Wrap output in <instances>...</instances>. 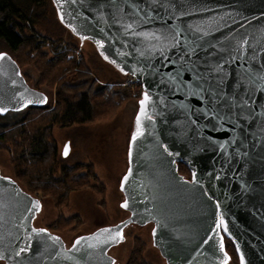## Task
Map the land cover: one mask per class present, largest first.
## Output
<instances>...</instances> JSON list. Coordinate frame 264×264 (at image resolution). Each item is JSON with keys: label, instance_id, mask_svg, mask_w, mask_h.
Here are the masks:
<instances>
[{"label": "water", "instance_id": "95a60500", "mask_svg": "<svg viewBox=\"0 0 264 264\" xmlns=\"http://www.w3.org/2000/svg\"><path fill=\"white\" fill-rule=\"evenodd\" d=\"M54 3L73 34L102 42L142 84L133 136L138 128L141 135L132 136L120 186L129 217L66 249L35 230L38 199L0 173V260L97 264V251L103 264H113L108 250L125 228L152 222L168 264H224L225 253L228 263L225 238L239 264H264V0ZM1 53L0 115L46 105L48 96ZM118 229L123 239L113 240Z\"/></svg>", "mask_w": 264, "mask_h": 264}, {"label": "rangeland", "instance_id": "374dc122", "mask_svg": "<svg viewBox=\"0 0 264 264\" xmlns=\"http://www.w3.org/2000/svg\"><path fill=\"white\" fill-rule=\"evenodd\" d=\"M50 24L54 25V23ZM36 28L43 34L50 31L39 25ZM50 28L55 27L50 26ZM63 30V41L73 44L68 47L66 58L73 57L76 61H82L81 66L76 67L77 71L82 67L91 70L99 84L115 85L120 83L122 86H129L130 94L118 109L105 116L106 118L101 115L91 122L66 125L61 115L59 117L62 120L61 123H55L50 130L49 138L53 143L52 152H55L54 157L56 158L53 161L54 176H62L63 166L90 164L92 169L89 175H91L86 178L88 185L66 189L63 195H59V192L63 190L57 192L58 183L53 185L56 189L52 186V188H46L45 191L40 190L32 178V169L24 170L21 165L23 164V160L20 158L21 148L14 140L0 145V173L12 178L23 190L42 201L43 206L36 218V225L59 233L70 244L81 234L99 231L103 228H113L129 217L128 210L122 207L126 197L120 186L129 165V144L137 128L136 116L141 96L136 95L139 85L132 83L135 78L131 76L129 79L130 75L124 73L110 59L102 42L91 38L82 41L68 28H63ZM48 34L53 33L49 32ZM0 50L8 51L5 46H1ZM32 50L25 47L18 56L22 57L26 52ZM76 50L80 52V58L77 56ZM44 51H49L50 54L42 57L41 53L34 49L30 55L35 59H41V61L51 58L53 51L48 46H45ZM21 71L25 77L27 76L30 86L48 96L46 109L42 111L40 109L38 112L33 111V115L30 116L32 122L36 123L49 113L47 108H58L59 85L63 80L69 82L73 78V74L68 71L61 76L63 78L60 77L52 82L41 80L39 67L30 63L23 64ZM48 78L51 80V77ZM17 114V112H9L4 116L0 115V120H12ZM42 124L44 123L42 122L40 125ZM67 144L70 149L68 155L64 157L63 151ZM52 158L47 161L49 165L52 164ZM46 165L42 163L40 167ZM87 170L83 167L80 172L85 173ZM26 171H28L27 175ZM153 230L152 222L146 225L138 223L128 225L124 230V239L109 251L115 264H168L160 248L154 244ZM0 264H5V262L0 260ZM227 264H233V262L230 260Z\"/></svg>", "mask_w": 264, "mask_h": 264}, {"label": "trees", "instance_id": "16d2710c", "mask_svg": "<svg viewBox=\"0 0 264 264\" xmlns=\"http://www.w3.org/2000/svg\"><path fill=\"white\" fill-rule=\"evenodd\" d=\"M48 22L54 23V25L48 24ZM37 25L46 30L49 29L50 31L47 32L53 34H43L36 28ZM50 26L55 28H50ZM62 27L67 29V26L59 18L54 0H0V47L5 46L8 50H0V53H8L21 68L23 64L28 63L38 66L41 80L54 82L68 71L73 74V78L69 82L63 80L60 83V90L57 93L58 108H47L49 113L41 119L44 124L40 125L41 121L33 123L30 116L33 115V111L38 112L40 109L41 111L46 109V105L29 106L18 111L12 120H0V145L9 140L18 142L16 144L21 148L20 158L23 160L21 165L24 170L32 169V178L40 190L45 191L46 188H52L54 184L58 183L57 192L63 190L59 192V195H63L66 189L88 185L86 178L91 175L89 173L92 165L63 166L62 176H54L53 161L56 158L54 157L55 152H52L53 143L49 138L53 125L61 123L62 120L59 118L61 115L66 125L91 122L101 115L106 118L105 116L115 112L130 94L129 86H122L120 83L115 85L99 84L91 70L82 67L77 71L76 67L79 68L82 61H76L73 57L66 58L67 49L73 44L63 41L64 30ZM45 46L53 51L51 58L41 61V59H35L30 55L34 49L38 50L42 57L50 54L48 53L50 50L44 51ZM25 47L33 50L19 57V53ZM61 64L64 66H59ZM48 77H51V80ZM50 158H52L51 165L47 163ZM42 163L47 165L40 167ZM83 167L88 169L87 172H80ZM179 172L187 178L191 177L190 169L183 163H179ZM25 174L27 175L28 171ZM53 188L56 189L54 186ZM225 250L231 256L230 260L233 264H239L235 246L228 238H225Z\"/></svg>", "mask_w": 264, "mask_h": 264}, {"label": "flooded vegetation", "instance_id": "af4514ba", "mask_svg": "<svg viewBox=\"0 0 264 264\" xmlns=\"http://www.w3.org/2000/svg\"><path fill=\"white\" fill-rule=\"evenodd\" d=\"M22 190H23V188H21ZM23 191H25V190H23ZM26 192V191H25ZM28 193V192H27ZM28 194H30V193H28ZM31 195V194H30ZM32 197H34V198H36V199H38V201H39V204H40V208L38 207V208H36L35 209V216H34V218H33V221H32V224H33V226H34V228H35V230H37V231H40V230H45V231H47L49 234H50V236L51 237H55V238H57V240H59L60 241V243H62L63 244V246L66 248V249H70L72 246H73V244L75 243V241L77 240V239H79L80 237H83V236H89V235H92V234H94V233H96L97 231H94V232H90V233H86V234H81V235H79V236H77L70 244H68L66 241H65V239L59 234V233H56V232H54V231H52V230H50V229H48V228H46V227H40V226H37L36 225V223H35V221H36V218H37V216H38V214L41 212V210H42V206H43V204H42V201L38 198V197H36V196H34V195H31ZM115 246V245H114ZM113 247V246H112ZM111 247V248H112ZM110 248V249H111ZM110 249L108 250V254L111 256V254L109 253V251H110ZM96 253V255H97V257L96 258H98V263L97 264H103V262L101 261V259H100V256H99V253L96 251L95 252ZM112 257V256H111ZM4 262H5V264H6V261L5 260H3Z\"/></svg>", "mask_w": 264, "mask_h": 264}, {"label": "snow or ice", "instance_id": "6c2138e0", "mask_svg": "<svg viewBox=\"0 0 264 264\" xmlns=\"http://www.w3.org/2000/svg\"><path fill=\"white\" fill-rule=\"evenodd\" d=\"M128 27L131 28L132 26L129 25ZM4 55H5V54L0 53V58H3ZM148 99H149L148 95L145 94L144 99L141 100V102H140V103H141V113H142V114H143V111H144V105H145V102H146ZM137 123H138V125H139V117L137 118ZM139 135H141V132L139 131V128H138L137 133L133 136V140H135L136 137L139 136ZM165 150H167V149H165ZM65 155H67V148L65 149ZM127 179H128V178L125 177V181H126ZM36 206L38 207L39 205L37 204ZM122 207L127 208V207H128L127 202H125V204H123ZM41 231H43V230H41ZM104 231H105V232H111L110 229H105ZM81 239H84V238L82 237ZM112 239H113V240H116V239H120V240H122V239H123L122 231H120V230L118 229V230L116 231L115 236H113ZM76 243L79 244V243H80V240H77ZM221 248H223V245H221ZM23 251H25V249H21V252H23ZM18 254H19V253H18ZM227 261H228V257H227V254L225 253L224 264H227ZM113 264H115V262H113Z\"/></svg>", "mask_w": 264, "mask_h": 264}, {"label": "built area", "instance_id": "2783aa9c", "mask_svg": "<svg viewBox=\"0 0 264 264\" xmlns=\"http://www.w3.org/2000/svg\"><path fill=\"white\" fill-rule=\"evenodd\" d=\"M76 54H77V56L79 57L80 56V52L79 51H77L76 50ZM80 58V57H79ZM132 83H134L135 85H136V83L139 85V91H138V93H136V95L138 96V97H140L141 95H142V92H143V89H142V84L139 82V81H137L136 79H134L133 81H132Z\"/></svg>", "mask_w": 264, "mask_h": 264}, {"label": "crops", "instance_id": "0c3cea01", "mask_svg": "<svg viewBox=\"0 0 264 264\" xmlns=\"http://www.w3.org/2000/svg\"><path fill=\"white\" fill-rule=\"evenodd\" d=\"M129 76V75H128ZM129 79L131 78V76L128 77Z\"/></svg>", "mask_w": 264, "mask_h": 264}]
</instances>
